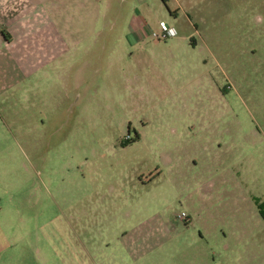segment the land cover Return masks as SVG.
I'll use <instances>...</instances> for the list:
<instances>
[{
	"label": "rangeland",
	"instance_id": "rangeland-1",
	"mask_svg": "<svg viewBox=\"0 0 264 264\" xmlns=\"http://www.w3.org/2000/svg\"><path fill=\"white\" fill-rule=\"evenodd\" d=\"M73 4L63 82L0 56L1 263L264 264V0L157 2L135 39L126 0Z\"/></svg>",
	"mask_w": 264,
	"mask_h": 264
},
{
	"label": "crops",
	"instance_id": "crops-1",
	"mask_svg": "<svg viewBox=\"0 0 264 264\" xmlns=\"http://www.w3.org/2000/svg\"><path fill=\"white\" fill-rule=\"evenodd\" d=\"M59 1L0 0V56L8 59L6 62L8 70L5 71L20 72L24 74L19 76L21 78L32 76L36 71L55 67L57 70L55 79L61 78L63 82L67 69L75 67V61L71 58L74 56L80 35L71 26H65L75 24V14L71 13L77 10L73 4L75 0H71L66 7L64 4L62 11L57 13L55 9L59 7ZM89 1L95 4L99 0ZM126 1L128 8L133 10L130 13L129 27L132 29L130 37L135 39L149 26L147 21L141 18L142 8L162 1L170 4L175 0ZM64 8L67 12L70 11L68 15H65ZM66 61L68 65L65 64ZM69 78L72 80L75 77ZM16 81V74L15 80L8 79L9 84ZM170 240H176L175 233L170 235ZM162 244L163 241L159 242L160 246ZM77 259L76 255L75 260L74 253L73 264H80Z\"/></svg>",
	"mask_w": 264,
	"mask_h": 264
},
{
	"label": "built area",
	"instance_id": "built-area-1",
	"mask_svg": "<svg viewBox=\"0 0 264 264\" xmlns=\"http://www.w3.org/2000/svg\"><path fill=\"white\" fill-rule=\"evenodd\" d=\"M166 33H167L166 35H174L175 34V30L171 29V30H168ZM186 216H187V214L185 212H183L179 217L185 218Z\"/></svg>",
	"mask_w": 264,
	"mask_h": 264
},
{
	"label": "trees",
	"instance_id": "trees-1",
	"mask_svg": "<svg viewBox=\"0 0 264 264\" xmlns=\"http://www.w3.org/2000/svg\"><path fill=\"white\" fill-rule=\"evenodd\" d=\"M262 215H264V214L262 213Z\"/></svg>",
	"mask_w": 264,
	"mask_h": 264
}]
</instances>
